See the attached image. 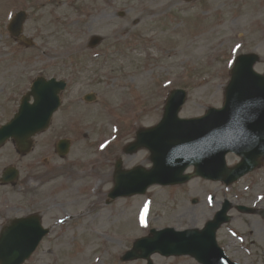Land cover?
I'll list each match as a JSON object with an SVG mask.
<instances>
[{
    "label": "rangeland",
    "instance_id": "rangeland-1",
    "mask_svg": "<svg viewBox=\"0 0 264 264\" xmlns=\"http://www.w3.org/2000/svg\"><path fill=\"white\" fill-rule=\"evenodd\" d=\"M21 10L30 15L32 49L7 32L9 17ZM93 36L104 42L91 50ZM253 52L264 74V0H0V126L38 76L69 86L30 155L20 156L11 142L0 150V177L9 167L21 174L15 186L0 187V227L39 214L50 230L26 264H76L70 258L80 254L87 256L81 264H147L124 259L136 240L151 230L202 229L226 201L258 212L234 207L219 245L239 264H264V162L231 187L194 179L107 204L119 160L125 170L151 168L148 151L129 156L123 149L137 129L161 121L170 92L187 91L184 119L221 108L235 58ZM90 93L94 103L84 101ZM60 138L72 142L65 161L53 148ZM240 160L230 155L227 163ZM152 262L197 264L160 255Z\"/></svg>",
    "mask_w": 264,
    "mask_h": 264
},
{
    "label": "water",
    "instance_id": "water-1",
    "mask_svg": "<svg viewBox=\"0 0 264 264\" xmlns=\"http://www.w3.org/2000/svg\"><path fill=\"white\" fill-rule=\"evenodd\" d=\"M25 20L24 13L18 14L12 21L10 32L31 44L21 37ZM99 42L96 38L92 43L97 45ZM258 61L256 55L237 59L232 81L226 90L225 108L212 109L202 119H179L187 94L184 91L173 92L160 125L141 131L137 143L131 145L127 152L133 154L141 148L149 149L154 168L151 171L136 168L122 172L119 162L117 188L111 197L145 194L152 185L184 184L194 176L221 180L230 185L257 168L259 160L264 157V77L253 71ZM65 87V83L56 80H36L32 91L23 98L19 113L0 129V148L13 139L20 153H29L31 138L48 127L60 106L59 94ZM31 97L35 99L34 105L30 104ZM64 147L68 149V145L64 144ZM230 152L243 158L242 163L232 169L225 161ZM190 166H195V174L184 175ZM17 174V171L9 169L5 178L15 179ZM229 209L225 206L203 231H154L152 239L138 241L124 259L149 258L159 253L166 257L191 256L201 264H232L216 242L218 229L230 220L227 217ZM47 233L38 217L13 221L0 237V264H23Z\"/></svg>",
    "mask_w": 264,
    "mask_h": 264
},
{
    "label": "bare ground",
    "instance_id": "bare-ground-1",
    "mask_svg": "<svg viewBox=\"0 0 264 264\" xmlns=\"http://www.w3.org/2000/svg\"><path fill=\"white\" fill-rule=\"evenodd\" d=\"M87 259V256L86 255H77L76 257L74 258H70V260L73 262V263H76V264H81L83 261H85Z\"/></svg>",
    "mask_w": 264,
    "mask_h": 264
}]
</instances>
